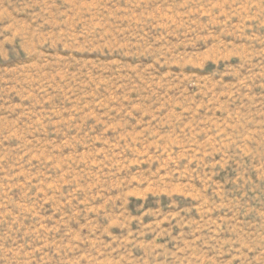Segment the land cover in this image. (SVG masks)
Here are the masks:
<instances>
[{"label":"rangeland","instance_id":"374dc122","mask_svg":"<svg viewBox=\"0 0 264 264\" xmlns=\"http://www.w3.org/2000/svg\"><path fill=\"white\" fill-rule=\"evenodd\" d=\"M0 264H264V0H0Z\"/></svg>","mask_w":264,"mask_h":264}]
</instances>
